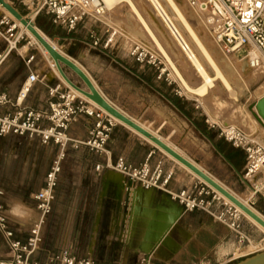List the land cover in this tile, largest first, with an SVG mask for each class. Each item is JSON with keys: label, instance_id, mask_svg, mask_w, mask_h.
I'll use <instances>...</instances> for the list:
<instances>
[{"label": "crops", "instance_id": "0c3cea01", "mask_svg": "<svg viewBox=\"0 0 264 264\" xmlns=\"http://www.w3.org/2000/svg\"><path fill=\"white\" fill-rule=\"evenodd\" d=\"M39 19L46 23L49 34L62 43L63 48L94 79L102 94L117 108L148 127H156V133L168 124L175 126L183 123L190 126L199 138L211 143L215 153L223 159L227 158L226 161L233 165L235 171L242 170L245 162L238 168L224 150V147L234 150L239 148L233 147L223 138L219 139V135L202 123L201 113L195 104L174 88L165 73L159 77L153 65H142L126 54H114L112 49L93 47L90 34L92 25H80L79 28H89V33L87 29L85 35H82L79 30L68 33L61 27H55L46 15H40ZM50 66V71L44 76L27 65L22 55L11 54L0 72V89L16 98L23 81L30 72L35 71L43 76V81L33 86L24 105L44 109L48 106V88L61 80L59 73ZM146 90L153 93L149 101L146 98L148 94L143 92ZM130 94H135L139 109H133L125 99ZM13 108L7 107L9 110ZM89 125L88 119L82 116L73 124L72 135L84 138ZM84 148L90 156L87 160L89 168L82 172L81 177L73 176L78 169L68 165L70 152L76 149L69 148L62 159L56 197L51 212L42 223V241L34 254L35 259L44 261L52 253L70 247L77 256L90 257L98 263L133 264L149 257L150 264H221L234 252V232L206 212L185 211L166 192L135 186L125 175V182L131 189L120 192L122 187L119 183L107 178V174L116 170L106 165L114 163L122 155L128 163L134 165L149 156L151 162L162 159L166 167L174 169L175 176L170 187L175 190L196 181L195 175L173 163L174 159H170V156L166 158L147 139L119 123L113 129L105 152L98 153L88 147ZM20 153L21 178L14 177V171L7 170L4 183L0 173V183L5 190L4 202L16 234L25 239L41 218L33 197L44 185L46 174L59 154V146L54 143L43 144L38 137L14 134L0 136V161L5 158L6 162L14 163ZM97 163L104 165L101 173L94 170ZM36 173L40 176L35 182ZM73 184L78 185L76 190ZM66 187L70 189V196L66 194ZM16 205L23 206L22 216L12 214L11 209ZM64 206L68 208L64 210ZM59 212H63L64 217H52ZM158 217H162L161 224L158 223ZM163 226L166 232L159 235ZM48 232H52L53 240L46 246L45 237ZM7 253L8 247L0 232V257Z\"/></svg>", "mask_w": 264, "mask_h": 264}, {"label": "built area", "instance_id": "2783aa9c", "mask_svg": "<svg viewBox=\"0 0 264 264\" xmlns=\"http://www.w3.org/2000/svg\"><path fill=\"white\" fill-rule=\"evenodd\" d=\"M189 1L204 12L208 25L227 53L249 55L256 48L262 54L261 60H264V0ZM14 3L24 7L27 11L24 14L26 19L34 22L39 15H46L55 27H61L68 33L77 31L80 25L94 26L102 22L101 17L108 10L103 0H16ZM169 29L173 32L170 26ZM175 30V33H179L176 28ZM107 31L109 34L102 39L90 30L93 47L107 50L113 46L117 32ZM25 34L27 35L26 31L10 14L0 10V43L3 44L0 49V72L11 54H21L19 50ZM181 47L185 52L189 48L185 42ZM129 53L142 65L155 66L157 63V58L140 44H133ZM23 58L30 65L34 56L27 55ZM161 75L162 73L159 77ZM41 81L43 76L35 71L30 72L16 98L0 89V136L14 134L38 137L43 144L54 143L59 146V154L46 174L44 185L33 197L41 218L25 239L16 234L4 202L5 190L0 183V232L8 247L7 255L0 257V264H115L98 263L90 257L77 256L70 247L52 253L44 261L34 258L42 241V223L53 208L66 151L85 146L98 153L105 152L113 129L119 124L111 114L74 93L62 79L48 88L46 108L24 105L33 86ZM8 106L14 107L13 110L7 109ZM82 116L88 119L90 125L86 136L78 138L72 135L71 128ZM219 135L233 147L244 151L245 163L240 171L241 179L248 185L253 196L264 198V138H257L234 125L222 127ZM106 166L124 174L131 184L144 189L164 191L181 204L185 211H204L231 229L235 234L236 248L227 261L221 264L234 263L264 250V238L255 242V246L251 248L254 240L247 229L244 214L200 178L196 177L192 184L175 190L170 187L175 176L174 169L166 167L162 159L151 162L150 156L134 165L121 155L114 163ZM103 169L102 163L95 164L94 170L97 173H101ZM133 264H150V258Z\"/></svg>", "mask_w": 264, "mask_h": 264}, {"label": "rangeland", "instance_id": "374dc122", "mask_svg": "<svg viewBox=\"0 0 264 264\" xmlns=\"http://www.w3.org/2000/svg\"><path fill=\"white\" fill-rule=\"evenodd\" d=\"M8 1L14 4L21 12H23V14H27V11L23 8L21 4L14 3L11 0ZM160 1L168 11L170 16H173L172 18L174 22L176 21L175 23L181 28L185 36L188 38V33L186 32L182 23L176 18L175 13L168 4V2L166 0ZM177 1L180 2L182 8L185 10L187 17L192 26L195 28V30L198 32L201 31L199 33L203 35L202 38L205 41H208L210 37L211 40H215L216 42V39L214 38L210 27L206 23L203 14L200 13L194 7H191L186 0ZM132 4L135 5V7L140 12L141 16L147 21L152 31L155 33L158 40L161 42L165 50L172 58L173 62L175 63L176 67L178 68L186 82L193 88H197L199 85H201L203 82L202 77L199 75L196 68L193 66L191 60L188 59L186 53L184 51L182 52L180 44L177 40H175V36L161 17L156 5L151 0H119L112 7H108L107 13L101 17L102 22H98L96 26H92L90 30L96 32L102 39H105L106 36L109 34L107 30H115L117 33L114 38V44L111 48H109L112 49V52L114 54H126L128 57H131L129 52L131 50L132 45L135 43L140 44L148 52L152 53L157 58L155 68L158 73H165V75L169 77V80L172 82L174 88H176L177 91L181 95H183V97H185L190 103H194L195 106H198V108L196 109L201 113L200 117L202 118V123L205 124L207 127H210L217 135H219V132L222 127H225L226 125H234L240 127L248 133H251L252 135L254 134V136L256 137L258 136V134L262 133V138H264V132H262V128L264 125L257 121V118L254 116L253 110L256 101L262 96H264V74H261V76H259L256 80L253 81L249 80V78H247L248 75L244 72H242L243 75L238 74L236 68H239L241 65V69H243L244 67V70L246 68H250L248 62L246 63V56L229 54L225 51L224 46L222 44L216 42L215 46L217 47L218 44L217 48L219 50H217L214 45L211 46V50L214 52V54H218L219 52L218 56L216 54L215 56L217 57V60L224 74L227 76V79L229 80L232 88L228 89L224 85V83H221L222 81L216 79L214 86L209 88L210 90H208V93L206 95H200L195 91L191 92L186 87L184 81L178 75L177 71H175L173 65H171V63L167 60L166 55L160 49L157 41L150 35L147 27L144 25L137 11L134 10ZM1 9L5 11L3 8ZM34 22L38 27L37 19H35ZM201 28L204 29L201 30ZM41 30L47 37H49L55 43V45H57L58 48H60L69 57L73 58L69 55L66 49L63 48L62 43L58 42L56 39H54V37H52L49 33L45 32L43 29ZM78 30L79 34L81 33L82 35H85V30H87L89 33V28L83 27L79 28ZM203 31H205L206 33L204 32L203 34ZM211 40H209L208 43ZM23 44H26L28 47L26 51L21 50ZM192 45L196 49V46L193 43ZM2 46L3 44H0V49L2 48ZM19 52L21 53L20 55H23V57H26L27 55L28 57L32 55L34 56V59L32 60L30 65L33 69H36L39 74H43L44 76H46V73L50 71V64L52 62L51 55H46L40 45L32 42V39L29 38L26 34L25 39L21 42ZM234 56L237 59H233ZM202 60L209 73L211 75H214L215 72L212 66L209 65L204 59ZM131 64L133 65L134 63ZM64 69L68 76L75 83L80 86H84V82L78 77L75 72L65 66ZM53 70L59 73L56 67L53 68ZM239 75L241 78L239 77ZM143 92H145V94H148V96L146 95V98L149 101L151 98H149V96H153V93L149 90ZM125 99L127 100V102L130 103V106L133 109H139V105L137 104V100L135 99V94L125 96ZM169 118L172 119V117ZM150 127L155 131L157 130L156 127L149 126V128ZM158 133L161 135V137H165L169 141V143L178 148L187 157L196 162L199 166H201L203 169L213 175L217 180H219L221 183H223L241 198L248 201L252 206H254L259 212L264 215V198L253 196L248 185L241 179L240 172L235 171V169L232 167V164L229 165V163L226 161L227 158L223 159L219 154L215 153L213 151V146L211 145V143L206 142L202 138H199L190 126H187L183 123H177L175 126L168 124L163 128L162 131H158ZM220 138L221 137L219 135V139ZM149 143L153 147L156 146L150 141ZM84 147L85 146L74 148L76 150L70 152V163H68V165L73 166V168L76 167L78 169L77 173L73 174V176L81 177L82 172L85 169L89 168V166L87 165V160L90 158V156L89 153L86 152ZM157 149L159 150L160 148L158 147ZM224 150L227 156L233 158V160L235 161V165L238 168L243 165V163L245 162V153L242 149L234 150L230 147H224ZM161 153L166 158H169V156H167L162 150ZM21 156L22 154L20 153L19 158L16 161L14 160V163L6 162L5 158L0 161V173L3 183L6 180L5 178L7 170L14 171V177L19 176L21 178ZM172 161L173 163H177L179 167L185 169L190 173L189 170L179 164L175 159ZM38 166V170H40L41 162L38 163ZM39 176V173H36L34 175L35 182L38 181ZM107 178L112 179L116 183H119V185L122 187V190L120 192H125L126 190L131 189V187H128V185L125 183L121 173L117 171H113L111 174H107ZM73 188L76 190V188H78V185L73 184ZM66 191L67 196H70L71 193L68 187H66ZM133 191L134 189L132 188V195ZM66 208H68V206L63 207L64 210ZM52 217H64V215L63 212H59L57 214H53ZM150 218L151 217H149V219ZM161 220L162 219H158V223L161 224ZM245 220L247 229L251 232L252 238L254 240V243L251 245V248L253 249V247L255 246V242H259V240L264 238V231H262L247 217L245 218ZM163 232H165V230H160L159 235L160 233L164 234ZM52 240V232H48L45 237L46 246L48 244H51Z\"/></svg>", "mask_w": 264, "mask_h": 264}, {"label": "bare ground", "instance_id": "6f19581e", "mask_svg": "<svg viewBox=\"0 0 264 264\" xmlns=\"http://www.w3.org/2000/svg\"><path fill=\"white\" fill-rule=\"evenodd\" d=\"M8 1V0H7ZM107 6V8L112 7L117 1L119 0H103ZM130 1V0H129ZM154 2V4L157 7L158 12L160 13V15L162 16L163 20L165 21V23L168 25V27L170 26V28L172 29V33L175 36V40L178 41V43L180 44H184V42L188 45L189 48L186 49V55L188 56V59L191 60L193 66L196 68L197 72L199 73V75L202 77L203 82L201 85H199L197 88H193L191 87L186 80L184 79V77L182 76V74L180 73V71L178 70V68L176 67L175 63L173 62L172 58L170 57V55L168 54V52L165 50L164 46L161 44V42L158 40L157 36L155 35V33L152 31L151 27L149 26V24L147 23V21L141 16L140 12L138 11V9L135 7V5L132 4L134 10L137 11V13L139 14L140 18L142 19L144 25L147 27L150 35L157 41L160 49L164 52V54L166 55L167 60L171 63V65H173V68H175V71H177L178 75L182 78V80L184 81L186 87L192 92L195 91L196 93L200 94V95H206L208 93V90H210V87L214 86L215 80L219 79L220 81H222L221 83H224V85L228 88L231 89V84L229 82V80L227 79V76L224 74L218 60L217 57L215 56L214 52L211 50V46H215L216 42L220 43L214 32L212 31L215 40H211L210 37L208 39L211 40L209 43L208 41L204 40L202 38V34H200L199 32L201 31H196L195 28L192 26V24L190 23L187 14L185 12V10L182 8L181 4L179 1L177 0H166L168 2V4L170 5V7L172 8V10L175 13L176 18L178 19V21H180L182 23V25L184 26L186 32L188 33V38L185 36V34L183 33V31L181 30V28L174 22L173 20V16L171 17L170 14L168 13V11L166 10V8L163 6V4L161 3L160 0H151ZM188 2V4L191 7H194L193 5H191L189 0H186ZM9 2V1H8ZM182 2V1H181ZM10 3V2H9ZM131 5V3H130ZM3 8L8 14H10L13 19L23 28V30L26 31L27 35L29 38L32 39V42L37 43L40 45V47L42 48L43 52L46 55H51L49 53V51L46 49V47L36 38V36L34 35V33L23 23H21V21L19 19H17L14 15H12L2 4H0V9ZM195 9H197L200 13L203 14L204 19L206 21L205 18V14L203 11H201L199 8L194 7ZM1 11H3L1 9ZM150 17V15H149ZM156 18V16H155ZM151 19V18H150ZM32 23L33 20H31ZM178 23V22H177ZM207 23V21H206ZM208 24V23H207ZM209 26V25H208ZM210 27V26H209ZM175 28L177 29V31L179 33H175ZM35 29L53 46L55 47L61 54L65 55L66 57H69L67 54H65L60 48L57 47V45H55V43L49 38L47 37L44 32L36 26L35 24ZM204 28H201V30ZM206 29V28H205ZM207 31V30H206ZM205 31H203L202 33L204 34ZM206 33V32H205ZM212 35V36H213ZM31 36V37H30ZM213 38V39H214ZM192 43L196 46V49L193 47ZM221 44V43H220ZM218 47V44H217ZM215 46V48H217ZM27 45L23 44L22 46V51H26L27 50ZM182 52L183 49L182 47H180ZM213 48V49H215ZM217 50H219L217 48ZM182 54V53H181ZM219 54V52H218ZM218 54H216L218 56ZM246 56V63L248 62L249 65V69L248 70H244L241 69V66L239 68H236V71L238 74L243 75L242 72L246 73L248 75L247 78H249V80L253 81L256 80L259 76H261V74H264V60H261L262 58V54L260 53V51H258L256 48H254L251 53L249 55H245ZM52 57V56H51ZM71 58V57H69ZM74 62H76L73 58H71ZM204 59L209 65L212 66V68L214 69V75H211L209 73V71L207 70L203 60ZM226 59V58H225ZM233 59H237L235 56L233 57ZM223 60V59H222ZM244 60V59H243ZM51 65L52 67H56L58 72L60 73L55 61L53 60V58L51 59ZM242 61V60H241ZM256 61H258V63H256ZM190 62V61H189ZM225 62V60H224ZM77 63V62H76ZM244 63V62H243ZM82 69L83 67L77 63ZM242 64V63H241ZM63 65V64H62ZM245 66V64H244ZM64 68V65H63ZM84 70V69H83ZM85 71V70H84ZM86 72V71H85ZM87 73V72H86ZM88 74V73H87ZM239 75V77H240ZM60 78H62V80L72 88L73 92L86 98L88 101H90L95 107L101 108L104 111L108 112L107 110H105L103 107H101L97 102H95L94 100H92L91 98L87 97L85 94H83L81 91H79L78 89L72 87L71 85H69V83L63 78V76L60 73ZM88 76L91 78V80L93 81V83L95 84V86L97 87V89L99 90L98 85L95 83L94 79L88 74ZM241 78V77H240ZM100 91V90H99ZM101 92V91H100ZM102 94V92H101ZM103 95V94H102ZM104 96V95H103ZM105 97V96H104ZM106 98V97H105ZM107 99V98H106ZM260 99V98H259ZM258 99V100H259ZM108 100V99H107ZM257 100V101H258ZM256 101V102H257ZM110 102V101H109ZM111 103V102H110ZM256 104V103H255ZM115 106V105H114ZM116 107V106H115ZM254 110V116H255V112L257 111L256 105L253 108ZM122 111V110H121ZM124 112V111H123ZM109 113V112H108ZM125 113V112H124ZM110 114V113H109ZM126 114V113H125ZM113 116V115H112ZM115 118L116 121H118L119 123L124 124L126 127H128L129 129H132L133 131H136L137 133H139L141 136H143L144 138H146L147 140H149L150 142H152L153 144H155L151 139H149L148 137L144 136L142 133L138 132L137 130H135L134 128H132L131 126H129L128 124L124 123L122 120H120L119 118L113 116ZM256 117V116H255ZM257 118V117H256ZM137 123H139L140 125H142L144 128H146L147 130L151 131L153 134L159 136L161 139H163L167 144H169L171 147H173L175 150H177L179 153H181L183 156H185L187 159H189L191 162H193L195 165H197L200 169H202L204 172H206L208 175H210L214 180H216L219 184H221L225 189H227L231 194H233L235 197H237L240 201H242L246 206H248L253 212H255L258 216H260L262 219H264V215L259 212L254 206H252L248 201L244 200L243 198H241L239 195H237L235 192H233L231 189H229L227 186H225L223 183H221L219 180H217L213 175H211L209 172H207L205 169H203L201 166H199L196 162H194L192 159H190L189 157H187L183 152H181L178 148H176L175 146H173L171 143L167 142L163 137H161L158 133H156V131L152 130L151 128L147 127L146 125H144L142 122L135 120ZM258 122L262 123L264 125V122H261L259 119H257ZM245 131V130H244ZM246 132V131H245ZM258 132V131H257ZM261 132V131H260ZM262 132H264V126L262 128ZM248 133V132H247ZM251 134V133H249ZM262 134V133H261ZM258 134L257 138H262V135ZM254 135V134H253ZM157 147H159L157 144H155ZM163 152H165L168 156H170L171 158L175 159L179 164H181L183 167H185L187 170H189L191 173H193L195 176H197L198 178H200L202 181H204L205 183H207L209 186H211L216 192H218V194L223 197L226 201L232 203L233 205H235L227 196H225L223 193H221L219 190H217L215 187H213L212 185H210L208 182H206L202 177H200L197 173H195L193 170H191L188 166H186L185 164H183L182 162H180L179 160H177L175 157H173L171 154H169L167 151H165L163 148L159 147ZM124 178L125 181V177L124 174H121ZM126 183V182H125ZM127 184V183H126ZM239 211H241L250 221H252L255 225H257L262 231H264V226L259 223L255 218H253L251 215H249L248 213H246L243 209H241L239 206L235 205ZM174 219V217H172ZM157 219H162V217H158ZM169 219V218H168ZM171 220V219H170ZM169 221V220H168ZM163 222H165L163 220ZM172 222V221H171ZM162 223V220H161ZM168 223V222H167ZM172 224V223H171ZM168 226V225H167ZM187 228V227H186ZM161 230H166L163 226V228ZM181 231V230H180ZM183 231V230H182ZM186 231V230H185ZM184 231V232H185ZM166 232V231H165ZM186 234V232H185ZM185 236V235H184ZM186 237V236H185ZM188 239V238H187ZM186 240V239H185ZM254 246V245H253Z\"/></svg>", "mask_w": 264, "mask_h": 264}, {"label": "water", "instance_id": "95a60500", "mask_svg": "<svg viewBox=\"0 0 264 264\" xmlns=\"http://www.w3.org/2000/svg\"><path fill=\"white\" fill-rule=\"evenodd\" d=\"M0 4H2L12 15H14L17 19H19L21 23L26 25L34 33L36 38L46 47V49L51 54L53 60L55 61L61 75L69 83V85L78 89L83 94H85L87 97L97 102L101 107L107 110L111 115L119 118L124 123L128 124L129 126L134 128L138 132L142 133L144 136L151 139L155 144H157L159 147L163 148L165 151H167L177 160H179L180 162L188 166L191 170H193L200 177H202L206 182H208L210 185H212L217 190H219L221 193H223L225 196H227L235 205L239 206L241 209H243L246 213L251 215L253 218H255L259 223H261L264 226V219H262L255 212H253L248 206H246L242 201H240L237 197L231 194L227 189H225L221 184H219L216 180H214L210 175H208L206 172L200 169L197 165H195L193 162H191L189 159H187L185 156H183L181 153H179L169 144H167L159 136L153 134L151 131L144 128L142 125L137 123L133 118H131L130 116L125 114L123 111H121L119 108L115 107L112 103H110L109 100H107L101 94V92L97 89V87L95 86L91 78L88 76V74L71 58L66 57L65 55L61 54L55 47H53L35 29V23H32L31 20L26 19L23 12H21L15 5H13L12 3H9L7 0H0ZM62 64L65 67H68L69 69H71L73 72H75L78 75V77L84 82V86H80L77 83H75L68 76ZM255 105L257 108V111L255 112V116L261 122H264V96H262L256 102ZM234 264H264V250L254 253L252 255H249L247 257H244L236 261Z\"/></svg>", "mask_w": 264, "mask_h": 264}, {"label": "clouds", "instance_id": "9594fccd", "mask_svg": "<svg viewBox=\"0 0 264 264\" xmlns=\"http://www.w3.org/2000/svg\"><path fill=\"white\" fill-rule=\"evenodd\" d=\"M12 214L17 215V216H22L23 215V206L22 205H16L12 209Z\"/></svg>", "mask_w": 264, "mask_h": 264}, {"label": "trees", "instance_id": "16d2710c", "mask_svg": "<svg viewBox=\"0 0 264 264\" xmlns=\"http://www.w3.org/2000/svg\"><path fill=\"white\" fill-rule=\"evenodd\" d=\"M39 16L37 17V25H38V27H40L41 29H43L45 32L49 33L48 27L45 25L46 23L43 22V21H41L39 19Z\"/></svg>", "mask_w": 264, "mask_h": 264}]
</instances>
